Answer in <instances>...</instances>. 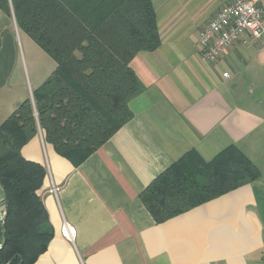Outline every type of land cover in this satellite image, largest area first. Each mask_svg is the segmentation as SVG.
Wrapping results in <instances>:
<instances>
[{
  "label": "crops",
  "instance_id": "0c3cea01",
  "mask_svg": "<svg viewBox=\"0 0 264 264\" xmlns=\"http://www.w3.org/2000/svg\"><path fill=\"white\" fill-rule=\"evenodd\" d=\"M152 4L161 41L131 62L144 86L130 102L132 119L77 167L42 130L22 148L46 168L39 194L54 229L35 264L264 263V35H245L209 61L199 32L223 0ZM46 54L13 12L0 9V124L24 100L34 101L56 68ZM232 145L260 177L157 223L140 198L146 187L190 151L211 161ZM6 208L0 184V248ZM66 221L76 228L74 241L62 235Z\"/></svg>",
  "mask_w": 264,
  "mask_h": 264
},
{
  "label": "trees",
  "instance_id": "16d2710c",
  "mask_svg": "<svg viewBox=\"0 0 264 264\" xmlns=\"http://www.w3.org/2000/svg\"><path fill=\"white\" fill-rule=\"evenodd\" d=\"M19 28L57 63L0 124V184L5 193V242L0 264H35L54 236L39 190L47 171L22 148L39 130L74 166L85 162L133 117L143 90L131 66L160 45L152 0H0ZM260 177L236 145L213 160L190 151L156 177L140 198L157 223Z\"/></svg>",
  "mask_w": 264,
  "mask_h": 264
},
{
  "label": "built area",
  "instance_id": "2783aa9c",
  "mask_svg": "<svg viewBox=\"0 0 264 264\" xmlns=\"http://www.w3.org/2000/svg\"><path fill=\"white\" fill-rule=\"evenodd\" d=\"M224 4L214 17L199 32L198 45L202 56L217 60L234 42L244 39L245 35L261 38L264 35V4L252 0H223ZM228 77V73H224ZM54 186V192L59 191ZM62 235L69 241L76 238V228L64 222ZM264 264V263H263Z\"/></svg>",
  "mask_w": 264,
  "mask_h": 264
},
{
  "label": "rangeland",
  "instance_id": "374dc122",
  "mask_svg": "<svg viewBox=\"0 0 264 264\" xmlns=\"http://www.w3.org/2000/svg\"><path fill=\"white\" fill-rule=\"evenodd\" d=\"M47 55H48V54L45 55L46 58H47ZM48 59H50V61H52L53 64H56V62L53 60V58L50 57L49 55H48ZM45 60H46V59H45ZM44 64H46V62H45ZM46 66H47V67H50V66H48L47 64H46ZM42 68H43V66H42L41 68H38V69H39V70H45L44 68H43V69H42Z\"/></svg>",
  "mask_w": 264,
  "mask_h": 264
}]
</instances>
